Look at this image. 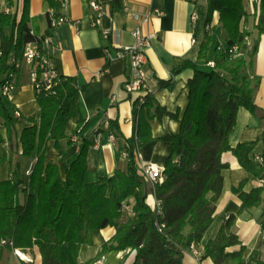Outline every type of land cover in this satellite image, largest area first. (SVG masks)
Here are the masks:
<instances>
[{"label": "trees", "instance_id": "trees-1", "mask_svg": "<svg viewBox=\"0 0 264 264\" xmlns=\"http://www.w3.org/2000/svg\"><path fill=\"white\" fill-rule=\"evenodd\" d=\"M49 1L56 8L61 5L57 0ZM8 2L13 4L15 0ZM207 2V28L199 59L209 61L212 43L209 26L214 12H218L225 44L215 46L212 59L215 66L201 68L197 62L187 61L172 70L176 73L186 67L194 69L193 77L187 82L189 101L182 117L161 106L149 92L144 102L135 100L133 138L122 141L117 121L109 120V128L116 135V159L119 161L123 152H128V167L117 168L113 175L94 182H85L93 142L84 141L78 157L66 167L64 178L59 161L46 158L48 142L54 140L58 147L59 141L66 137L65 128L70 120L76 121L77 133L84 127L80 92L74 77L59 74L57 85L51 89L42 86L35 92L40 116L26 118L30 125L17 139L15 123L21 115L1 88L8 83L17 84L22 69L16 67L13 59H20L26 43L36 40L37 35L31 33L29 26L30 0H24L20 17L17 10L14 13L0 10V124L8 134L11 171L9 179L0 181V239L13 243L0 244V256L5 247L22 250L37 247L42 264H71L70 255L76 258L81 245L90 242L95 230L113 226L115 234L96 256L86 263L75 264H94L112 251L126 249L136 251L133 264H185L183 250L199 244L214 222L216 203L223 190V171L229 166L223 161V154L239 150L229 141L238 111L241 107L252 112L257 110L253 101L256 85L252 69L263 33L264 0H258L259 13L257 10L253 13L259 35L247 51L243 47L252 35L246 27L250 16L247 0ZM112 4L122 9V0H112ZM235 46L242 50L241 56H234ZM165 114L178 119L180 129L159 137L169 142L172 149L164 164V180L153 186L141 173L136 152L155 140L149 120L161 119ZM34 155L30 173H22L21 159ZM263 191L264 187L258 185L240 193L238 214L229 215L216 236L208 240L204 258L210 257L215 264H264L261 258H245L246 248L233 230L237 215L262 204ZM150 192L157 200L156 210L146 202ZM130 197L134 202L131 213L127 214L123 205ZM160 224H164L162 231L158 228ZM261 225L264 233V218ZM168 240L179 244L182 250L170 248Z\"/></svg>", "mask_w": 264, "mask_h": 264}, {"label": "crops", "instance_id": "crops-1", "mask_svg": "<svg viewBox=\"0 0 264 264\" xmlns=\"http://www.w3.org/2000/svg\"><path fill=\"white\" fill-rule=\"evenodd\" d=\"M63 1L64 6L59 7L60 12L73 20H79L80 24L79 28L67 24L58 32V39L62 42L63 48L56 57V67L60 75L76 79L80 92V113L85 121L84 127L77 133L76 121L70 120L65 128L66 137L59 141V146L56 147L54 140L48 142L46 158L47 161H59L60 173L64 178L66 167L78 157L84 141H91L93 145L89 148L85 182H94L101 177L113 175L117 168L126 170L128 167V159L123 155L117 161L116 145L108 139V133L112 130L108 127L109 124L106 126V123L109 120L117 121L122 141L133 138L136 133L134 103L137 94H129L123 90L127 77L126 61L118 55V51L120 45L134 43L132 31L138 26V22L124 11V6L127 5L134 11H162V15L154 16L150 22L142 25L145 34H153L151 45L146 49L148 59L146 71L155 101L171 113H178L179 117H182L189 101L187 82L193 77L194 69L186 67L176 73L172 70L187 61L197 62L201 68H208L205 59H199L200 45L207 28L208 2L207 0H122V9L118 10L114 8L112 0H97L102 4L103 16L99 27L94 28L91 25L92 0ZM23 6L24 0H20L19 3L15 0L13 4H9L8 0H0V10L8 8L17 10L18 17L22 14ZM52 7L54 6L49 0H30L29 26L37 35H43L48 31L47 12ZM246 9L250 13L249 19H252V23L247 20L246 27L252 35L244 44L245 51L259 35L254 27L257 17L251 16L255 10L257 14L259 13L258 0L246 2ZM194 12L197 14L196 22L192 21ZM209 27H211L212 43L208 60H212L215 46L218 43L225 44L218 12H214ZM102 29L110 30L109 40L102 38ZM109 43L111 48L107 51L106 46ZM252 75L255 77L253 101L257 110L252 112L241 107L238 111L236 125L229 141L233 148L239 147V150L237 153L228 151L223 154V161L229 166L223 171V190L216 203L214 222L199 244L183 250L185 264H215L210 257H203L205 244L216 236L229 215L238 214L241 205L240 193L249 192L257 187L258 179L264 176V165L253 160L256 154L264 159V25ZM16 82L17 88L11 101L17 106L21 115L15 123L16 135L19 139L24 128L30 125L26 118H39L41 108L36 99L28 67L20 71ZM166 82L170 84L163 85ZM149 123L155 140L140 148L142 154L140 163L157 165L163 169L172 148L169 142L159 137L166 133L178 132L180 122L165 114L161 119L149 120ZM98 130L104 133V137L102 143L96 146L94 138ZM18 151L22 152L21 146ZM64 152H67V155L64 156ZM35 158L34 155L31 158L21 159L22 173L29 169ZM10 177L9 139L6 128L0 124V181ZM243 181L244 184L241 186ZM262 196V204L237 215L233 227L241 245L246 248L244 252L246 259H264V233L261 225L264 218V191ZM133 202V197H130L128 204L132 206ZM146 202L152 209H156L157 200L153 192L148 194ZM115 232L113 226L95 230L90 242L81 245L77 257L70 255V263H86L93 259L101 246ZM168 246L177 251L182 250V247L172 240H168ZM15 249L5 247L0 256V264H42V257L37 247L26 250L33 256L32 262L22 260L15 253ZM125 255L127 257L123 260ZM135 255L136 251L130 252L129 249L112 251L104 257V264H133Z\"/></svg>", "mask_w": 264, "mask_h": 264}, {"label": "built area", "instance_id": "built-area-1", "mask_svg": "<svg viewBox=\"0 0 264 264\" xmlns=\"http://www.w3.org/2000/svg\"><path fill=\"white\" fill-rule=\"evenodd\" d=\"M254 0H250L253 2ZM257 1V0H255ZM60 8L64 6V1L60 0ZM92 8V21L91 25L94 28L99 27L101 18L103 16L102 4L97 0H92L90 2ZM6 12H11V9H6ZM124 11L129 13L130 16L138 22V26L135 27L132 31V35L135 39L132 45H120L118 55L122 56L126 61V80L123 84V90L129 94H137L136 100L138 103L145 101V96L151 92L149 85V78L146 71L147 65V54L146 49L151 45V35H147L143 32L142 25L150 22L154 16L162 15V11H134L131 10L127 5L124 6ZM48 18V31L44 35H37L33 29H31L32 34H36L37 38L34 41L26 43L23 51V55L20 59H13L16 67L22 69L23 66H27L30 70L31 79L35 92H39L42 86H45L46 89H51L59 82V73L56 67V57L59 52L62 50V42L58 39V32L67 24H73L79 28L80 21L73 20L64 13L60 12L59 8L52 7L47 12ZM197 14L192 13V21L196 22ZM101 36L104 40H109L111 32L109 29H102ZM249 40V39H248ZM195 42V40H193ZM111 44L109 43L106 46V50L109 51ZM234 56H241L243 54L242 50L235 46L233 48ZM1 54V51H0ZM206 66L213 68L215 62L209 60L206 63ZM14 77V73L10 74ZM16 85L8 83L1 88V91L7 95L10 99L16 90ZM19 114V112L17 113ZM108 126V122L106 123ZM109 127V126H108ZM104 133L102 131H97L94 142L98 146L102 143ZM108 139L110 142L116 144V135L113 131H109ZM128 152L124 151L123 156L128 158ZM136 156L139 161L142 158L140 149L136 152ZM253 160L260 165H264V159L261 155H254ZM141 173L144 177L151 183L153 186L164 180L163 169L157 165L152 164H143L141 165ZM31 166L26 171L27 174L30 173ZM258 185L264 187V176L258 179ZM158 207V203L156 209ZM123 209L127 214L131 213V206L126 202L123 205ZM154 209V210H156ZM164 224L158 225L160 231ZM9 243L13 245L12 242H9L7 239H0L1 245H6ZM193 246V245H192ZM22 249H15V253L24 261L32 262L33 258L30 256L25 257L22 253H25ZM27 252V251H26ZM26 254V253H25ZM95 264H104V257L98 260Z\"/></svg>", "mask_w": 264, "mask_h": 264}, {"label": "rangeland", "instance_id": "rangeland-1", "mask_svg": "<svg viewBox=\"0 0 264 264\" xmlns=\"http://www.w3.org/2000/svg\"><path fill=\"white\" fill-rule=\"evenodd\" d=\"M247 2H250V0H247ZM55 8H56V7H55ZM10 9H11V8H10ZM15 11H16V10H12V9H11V12H12V13H14ZM251 16H253V14H251ZM248 22L252 23V19H249V18H248ZM254 27H255V26H254ZM44 34H45V33H44ZM44 34H43V35H44ZM24 67H27V66H23V68H24ZM23 68H22V69H23ZM23 252H25L28 256H30V257L33 258V256H32L31 254H29L28 252H26V251H23ZM33 260H34V259H33ZM94 264H95V263H94Z\"/></svg>", "mask_w": 264, "mask_h": 264}, {"label": "bare ground", "instance_id": "bare-ground-1", "mask_svg": "<svg viewBox=\"0 0 264 264\" xmlns=\"http://www.w3.org/2000/svg\"><path fill=\"white\" fill-rule=\"evenodd\" d=\"M151 201H152V198H151ZM22 255H24L25 257H27L28 255L27 254H25V253H22Z\"/></svg>", "mask_w": 264, "mask_h": 264}]
</instances>
